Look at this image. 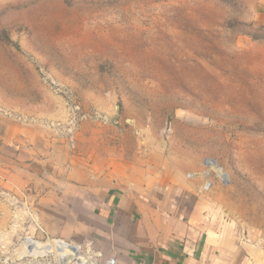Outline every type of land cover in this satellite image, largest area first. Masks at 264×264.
Segmentation results:
<instances>
[{
	"label": "rangeland",
	"instance_id": "rangeland-1",
	"mask_svg": "<svg viewBox=\"0 0 264 264\" xmlns=\"http://www.w3.org/2000/svg\"><path fill=\"white\" fill-rule=\"evenodd\" d=\"M258 9L259 0H0V139L24 123L60 141L58 153L122 152L170 175L208 172L211 209L264 256ZM73 138L79 146L66 145ZM40 181L15 193L0 176V264H60L24 247L57 238L108 264L109 242L95 231L103 225L88 213L85 227L64 225L76 201L64 208Z\"/></svg>",
	"mask_w": 264,
	"mask_h": 264
},
{
	"label": "crops",
	"instance_id": "crops-1",
	"mask_svg": "<svg viewBox=\"0 0 264 264\" xmlns=\"http://www.w3.org/2000/svg\"><path fill=\"white\" fill-rule=\"evenodd\" d=\"M254 16L264 24V10ZM16 126L17 133L7 131L0 139L3 188L20 193L37 188L39 178L47 196L62 194L64 208L73 210L69 205L75 200L78 216L64 225L85 227L86 213L92 215L103 225L95 231L109 242L115 264H264L258 244L225 213L211 209V188H205L208 172L170 175L156 165L137 166L122 152L87 157L66 146L62 154L55 147H63L60 141L43 135L37 139L26 132L32 131L31 125ZM74 138L66 145L79 146ZM37 143L45 148L39 150ZM56 171L60 173L55 177Z\"/></svg>",
	"mask_w": 264,
	"mask_h": 264
},
{
	"label": "bare ground",
	"instance_id": "bare-ground-1",
	"mask_svg": "<svg viewBox=\"0 0 264 264\" xmlns=\"http://www.w3.org/2000/svg\"><path fill=\"white\" fill-rule=\"evenodd\" d=\"M24 247L29 252L33 253L35 257L49 256L55 253L58 256L60 264H100L82 255L79 245L58 238L47 242L29 239L26 244H24ZM108 264H114V262L110 260Z\"/></svg>",
	"mask_w": 264,
	"mask_h": 264
},
{
	"label": "built area",
	"instance_id": "built-area-1",
	"mask_svg": "<svg viewBox=\"0 0 264 264\" xmlns=\"http://www.w3.org/2000/svg\"><path fill=\"white\" fill-rule=\"evenodd\" d=\"M211 184H212L211 181H207L206 184H205V188L206 189H210ZM110 260L113 261L114 264H115V259L114 258H111Z\"/></svg>",
	"mask_w": 264,
	"mask_h": 264
}]
</instances>
